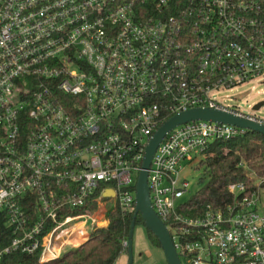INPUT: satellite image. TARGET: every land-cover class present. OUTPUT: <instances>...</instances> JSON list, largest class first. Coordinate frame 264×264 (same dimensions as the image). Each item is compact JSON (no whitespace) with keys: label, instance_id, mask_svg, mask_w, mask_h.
Returning <instances> with one entry per match:
<instances>
[{"label":"built area","instance_id":"built-area-1","mask_svg":"<svg viewBox=\"0 0 264 264\" xmlns=\"http://www.w3.org/2000/svg\"><path fill=\"white\" fill-rule=\"evenodd\" d=\"M262 75L264 0H0V216L15 234L0 258L47 261L116 206L135 210L147 147L173 116L214 108L264 122L215 95ZM247 131L191 120L156 149L152 206L182 264H264L259 192L233 183L224 208L184 211L185 169Z\"/></svg>","mask_w":264,"mask_h":264},{"label":"trees","instance_id":"trees-1","mask_svg":"<svg viewBox=\"0 0 264 264\" xmlns=\"http://www.w3.org/2000/svg\"><path fill=\"white\" fill-rule=\"evenodd\" d=\"M202 169L200 187L188 200L184 209L191 216L202 215L209 208L222 209L232 199L229 186L243 183L248 193L258 192L255 178L264 189V134L248 130L245 134L228 139H215L206 159L198 163ZM144 223L141 213L116 206L110 213L106 227L98 229L91 237L73 250L60 256L41 261L40 252L21 251L5 254L0 264H115L128 251L132 221ZM151 242L161 247L158 237L147 229ZM15 234L3 216H0V249L10 244Z\"/></svg>","mask_w":264,"mask_h":264},{"label":"water","instance_id":"water-1","mask_svg":"<svg viewBox=\"0 0 264 264\" xmlns=\"http://www.w3.org/2000/svg\"><path fill=\"white\" fill-rule=\"evenodd\" d=\"M264 105V100L257 102L254 105V110L260 109ZM204 119L218 121L226 124L235 125L248 130L258 131L264 134V122L241 117L233 113H229L223 110L214 108H194L185 112L179 113L168 121H166L152 137L150 144L147 147L143 170L140 172L139 179L136 186V208L135 215L141 213L145 223V227L151 230L159 239L161 248L164 252L165 258L168 264H182L179 253L175 247L172 235L166 225V223L157 214L150 197V190L148 185L149 168L153 159V156L158 148L160 142L172 128L178 124H182L191 120ZM135 221H132L131 230L128 237V255L129 264L134 263L133 254V235L135 229Z\"/></svg>","mask_w":264,"mask_h":264},{"label":"rangeland","instance_id":"rangeland-1","mask_svg":"<svg viewBox=\"0 0 264 264\" xmlns=\"http://www.w3.org/2000/svg\"><path fill=\"white\" fill-rule=\"evenodd\" d=\"M215 95L224 105L238 106L241 111L247 114H255L257 117L264 119V105L258 110H254L253 108L257 102L264 100V75L237 86L232 90L227 89L216 92ZM200 159L201 158L197 159L184 171V176L189 181L190 186V191L183 197L186 200H189L200 187V177L202 175V169L198 168ZM255 185L258 187V192L260 194V210L264 212V189L259 187L260 181L256 178ZM90 230L94 233L93 228H90ZM75 245L76 243L73 245H66L63 251L73 250L77 247ZM133 254V264H168L162 248L151 242L147 228L143 223L137 224L134 229ZM115 264H129L128 253L124 252Z\"/></svg>","mask_w":264,"mask_h":264},{"label":"crops","instance_id":"crops-1","mask_svg":"<svg viewBox=\"0 0 264 264\" xmlns=\"http://www.w3.org/2000/svg\"><path fill=\"white\" fill-rule=\"evenodd\" d=\"M81 243H83V242H78L75 246H78V245H80ZM73 247H74V246H73ZM63 252H64V251H62L60 254H58V255H56V256H50L47 260L53 259V258H55V257H57V256H60Z\"/></svg>","mask_w":264,"mask_h":264},{"label":"bare ground","instance_id":"bare-ground-1","mask_svg":"<svg viewBox=\"0 0 264 264\" xmlns=\"http://www.w3.org/2000/svg\"><path fill=\"white\" fill-rule=\"evenodd\" d=\"M79 246V245H78Z\"/></svg>","mask_w":264,"mask_h":264}]
</instances>
